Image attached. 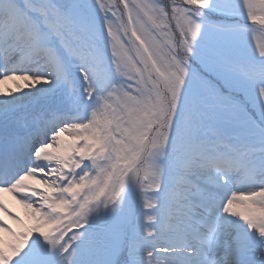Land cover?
Masks as SVG:
<instances>
[{
    "label": "snow or ice",
    "instance_id": "snow-or-ice-1",
    "mask_svg": "<svg viewBox=\"0 0 264 264\" xmlns=\"http://www.w3.org/2000/svg\"><path fill=\"white\" fill-rule=\"evenodd\" d=\"M0 264H264V0H0Z\"/></svg>",
    "mask_w": 264,
    "mask_h": 264
},
{
    "label": "rangeland",
    "instance_id": "rangeland-1",
    "mask_svg": "<svg viewBox=\"0 0 264 264\" xmlns=\"http://www.w3.org/2000/svg\"><path fill=\"white\" fill-rule=\"evenodd\" d=\"M7 87L8 86H4L5 90L7 89ZM4 195H5L6 201L9 203V206L12 207L13 210L18 211L23 216L24 211H23L22 207L20 205L16 204L15 201H13L11 199V196H9L8 194H4ZM9 223H12V221L9 220Z\"/></svg>",
    "mask_w": 264,
    "mask_h": 264
},
{
    "label": "bare ground",
    "instance_id": "bare-ground-1",
    "mask_svg": "<svg viewBox=\"0 0 264 264\" xmlns=\"http://www.w3.org/2000/svg\"><path fill=\"white\" fill-rule=\"evenodd\" d=\"M5 86H7V85H5Z\"/></svg>",
    "mask_w": 264,
    "mask_h": 264
}]
</instances>
